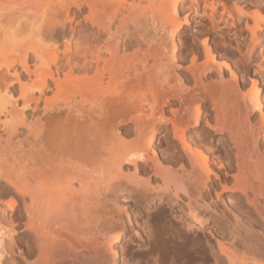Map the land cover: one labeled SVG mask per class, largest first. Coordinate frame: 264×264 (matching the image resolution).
<instances>
[{"label": "bare ground", "instance_id": "bare-ground-1", "mask_svg": "<svg viewBox=\"0 0 264 264\" xmlns=\"http://www.w3.org/2000/svg\"><path fill=\"white\" fill-rule=\"evenodd\" d=\"M187 1L0 0V264H119L133 216L153 264H264L261 88L179 52Z\"/></svg>", "mask_w": 264, "mask_h": 264}, {"label": "rangeland", "instance_id": "rangeland-1", "mask_svg": "<svg viewBox=\"0 0 264 264\" xmlns=\"http://www.w3.org/2000/svg\"><path fill=\"white\" fill-rule=\"evenodd\" d=\"M206 2L208 3L206 4ZM187 3L188 1L184 2L183 8H179L180 21L184 23L187 19L190 23V26H183L181 32L177 35V40L181 39L182 42L184 40L183 49L181 47V51L179 52L181 53L183 51V54L187 56L189 54V49H187L186 44L194 45L196 49L203 50L204 43L206 42L217 59L222 61L221 49L223 47L234 49L237 47L235 43L237 39L240 44L239 49L241 50L234 49L231 51L232 54L228 55V57L232 59V62H230L231 66L234 68L233 65L235 63L241 65V63L245 62L246 72L243 74V76L245 75L244 82L250 87L253 84L252 82L257 81L261 88V99L264 101V0H197V2H194V6H197L196 9H194V7L192 8L190 3ZM212 7L215 8V11H212ZM213 22L214 24H212ZM256 25H260L261 27L259 30V46L254 48L251 54L247 56L246 50L249 52L248 50L253 46L249 28H253ZM225 77H229V72L225 73ZM206 107H209V105ZM121 128L123 133H125L124 129L126 128L122 126ZM163 146L164 134H161L155 142V147L158 149L160 148L158 150L160 151L164 149ZM132 198L133 195H128L126 193H119L116 197L118 206L122 207L120 209L128 210L131 217L133 215ZM174 208L178 214L181 213L178 205H175ZM153 212L155 213V210L152 211V214ZM133 219L134 216L132 217V224H128L129 231L126 234L127 236L118 246V250L122 256L118 263L153 264V258L148 252L150 247H145L144 241L141 239L142 235L145 237V234H143V230L137 226L138 224H134L135 221ZM149 223L148 224L153 227L154 223ZM145 239L146 237L144 240ZM123 253H126V255ZM191 255L198 264L213 263L208 247L205 254L201 247H197L191 252ZM104 262L105 264H110L109 255L105 258ZM159 264L177 263L167 260L165 262L160 261Z\"/></svg>", "mask_w": 264, "mask_h": 264}]
</instances>
